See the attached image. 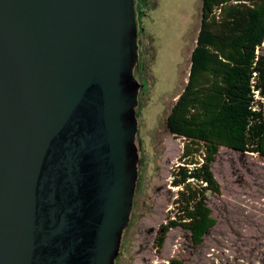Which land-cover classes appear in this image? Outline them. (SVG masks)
Wrapping results in <instances>:
<instances>
[{
	"label": "water",
	"instance_id": "95a60500",
	"mask_svg": "<svg viewBox=\"0 0 264 264\" xmlns=\"http://www.w3.org/2000/svg\"><path fill=\"white\" fill-rule=\"evenodd\" d=\"M134 0H0V264H115L138 157Z\"/></svg>",
	"mask_w": 264,
	"mask_h": 264
},
{
	"label": "rangeland",
	"instance_id": "374dc122",
	"mask_svg": "<svg viewBox=\"0 0 264 264\" xmlns=\"http://www.w3.org/2000/svg\"><path fill=\"white\" fill-rule=\"evenodd\" d=\"M141 1L137 62L135 159L137 178L127 226L120 239L119 264H264V157L222 146L211 163L219 192L207 193L206 205L215 224L194 245L188 230L169 229L162 247L159 226L174 205L170 183L183 139L171 134L165 117L184 86L195 44L201 0ZM139 9V8H138ZM137 23V20H136ZM141 34V36H140ZM260 52L264 54V43ZM263 105L264 97L258 96Z\"/></svg>",
	"mask_w": 264,
	"mask_h": 264
},
{
	"label": "trees",
	"instance_id": "16d2710c",
	"mask_svg": "<svg viewBox=\"0 0 264 264\" xmlns=\"http://www.w3.org/2000/svg\"><path fill=\"white\" fill-rule=\"evenodd\" d=\"M140 8L138 1L139 13ZM136 20L138 48L140 14ZM263 43L264 0H201L187 79L165 117L167 130L182 138L183 145L170 171V183L177 187L174 213L170 210L159 226V248L173 227L188 230L196 245L215 224L205 201L209 191L219 192L210 165L220 147L264 157V114L258 98L264 97ZM169 264L181 262L172 258Z\"/></svg>",
	"mask_w": 264,
	"mask_h": 264
},
{
	"label": "built area",
	"instance_id": "2783aa9c",
	"mask_svg": "<svg viewBox=\"0 0 264 264\" xmlns=\"http://www.w3.org/2000/svg\"><path fill=\"white\" fill-rule=\"evenodd\" d=\"M257 94H258L257 91H255V96H256V97H257Z\"/></svg>",
	"mask_w": 264,
	"mask_h": 264
},
{
	"label": "flooded vegetation",
	"instance_id": "af4514ba",
	"mask_svg": "<svg viewBox=\"0 0 264 264\" xmlns=\"http://www.w3.org/2000/svg\"><path fill=\"white\" fill-rule=\"evenodd\" d=\"M133 77H134V68H133Z\"/></svg>",
	"mask_w": 264,
	"mask_h": 264
}]
</instances>
